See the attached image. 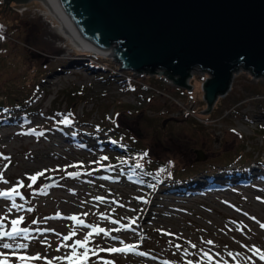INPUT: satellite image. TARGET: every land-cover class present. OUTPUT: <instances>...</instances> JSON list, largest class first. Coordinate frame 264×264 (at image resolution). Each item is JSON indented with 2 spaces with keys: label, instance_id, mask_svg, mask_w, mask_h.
Here are the masks:
<instances>
[{
  "label": "rangeland",
  "instance_id": "374dc122",
  "mask_svg": "<svg viewBox=\"0 0 264 264\" xmlns=\"http://www.w3.org/2000/svg\"><path fill=\"white\" fill-rule=\"evenodd\" d=\"M0 26V93L33 97L26 116L0 107V190L24 185L13 197L23 207L9 211L13 200L0 197V217L5 230L23 217L19 227L31 237L15 241L27 249L0 248L9 264H19L13 251L42 257L27 264H68L54 257L68 256L72 248L61 245L83 240L87 225L109 231L93 233L89 249L137 246L102 251L101 259L90 251L87 264H264L252 250L264 252V75L240 66L209 111L198 112L207 107L206 69L189 70L187 89L158 68L120 67L115 56L73 43L40 0H0ZM65 117L70 123L60 122ZM136 154L138 171L127 161ZM161 166L168 177H160ZM50 175L58 179L43 185ZM121 225L129 227L114 231Z\"/></svg>",
  "mask_w": 264,
  "mask_h": 264
},
{
  "label": "water",
  "instance_id": "95a60500",
  "mask_svg": "<svg viewBox=\"0 0 264 264\" xmlns=\"http://www.w3.org/2000/svg\"><path fill=\"white\" fill-rule=\"evenodd\" d=\"M56 2L72 28L95 48L113 54L120 67L145 72L158 68L157 74L165 73L187 89L192 86L186 81L191 68L208 70L202 81L207 107L198 112L209 111L240 66L254 76L264 75V0ZM204 157L196 149V158ZM56 179L50 175L43 185Z\"/></svg>",
  "mask_w": 264,
  "mask_h": 264
},
{
  "label": "snow or ice",
  "instance_id": "6c2138e0",
  "mask_svg": "<svg viewBox=\"0 0 264 264\" xmlns=\"http://www.w3.org/2000/svg\"><path fill=\"white\" fill-rule=\"evenodd\" d=\"M0 28H2V26H0ZM0 39H3V36H0ZM60 122L61 123H70V120L67 117H65L64 120H62ZM145 155H146V153H145ZM4 167H7V165H5ZM67 174L70 176L71 175H77V173H67ZM42 175H43V172H38V173L32 175L31 177H29V179L33 183H35L37 177L42 176ZM0 180H3V174L2 173H0ZM4 183H7V181H4ZM23 186H24L23 182H18L16 185H14V186L6 189V190H0V197H5L8 200H13L14 196H20L21 195V193L19 192V188L23 187ZM28 187H31V185H28ZM95 199L96 200H102L103 197H95ZM22 207H23L22 205H16L14 200H13V203L11 204L9 211H11V209H13V208H22ZM29 211H31V209H29ZM59 215L60 214L57 213V216H59ZM84 215H87V213H84ZM101 216L103 217V214H101ZM5 219H7V217H0V248H2V249H13V248H15V249H27L29 246L27 243H16L15 242L16 239L21 237V236H23L24 239H31V237L28 236L29 229L19 227V224L23 221L24 218L18 217L16 219H12L11 220V227L9 230H5L3 227L2 221ZM68 219L74 221L76 225H84V221L82 219H79L75 215L69 216ZM32 223L36 224L37 221L33 220ZM114 223H119V221H114ZM133 223H134V221H133ZM86 227L90 228L91 231L87 235L84 236L83 240L77 239L71 245H63V244L61 245L64 247L72 248V252L68 256L54 257L55 260H67L68 264H87L90 251H91L92 255H96L97 251L126 253V252H134L136 250V247H137L136 245L125 244L123 241H121V244L123 245L122 247H111L108 249H101L97 246L96 249H89L88 243H89V240H90L93 233H96V234L103 233L105 236H108L109 231L105 230L104 228H100L98 226H95V225H87ZM128 227H129V225H121L120 228L114 229V231H120L121 228H128ZM261 227H264V224H262ZM36 231H51V229H44V230L36 229ZM57 235H59V234H57ZM75 235H76L75 230H72L69 232L68 235L63 236L62 240L68 241ZM113 239H116V237H113ZM7 240H11L12 242H7ZM41 242L46 243V241H41ZM206 243L212 244L213 242L207 241ZM77 247L82 248L83 252L77 253L76 252ZM176 247L178 249L180 248L179 245H177ZM192 247L195 248L196 245H192ZM57 250H59V248ZM252 250H254V252L259 255V259L261 261H264V252H261L260 249H258V248H254ZM138 254L139 255H146V253H138ZM10 255L16 256L19 264H27V262L32 261V260L42 259L40 254H36L34 256H29V255L20 254V253L13 251L10 253ZM228 255L233 256V253L229 252ZM8 256H9V253L0 251V264H9ZM203 256L205 258H207V260L209 262L212 261V257L209 256V254L207 252L203 253ZM44 259H46V258H44ZM47 264H52V260H47ZM104 264H111V262L110 261H104ZM164 264H169V262L165 261ZM186 264H194V262H193V260H188L186 262ZM196 264H200V262L196 261ZM217 264H219V262H217Z\"/></svg>",
  "mask_w": 264,
  "mask_h": 264
},
{
  "label": "trees",
  "instance_id": "16d2710c",
  "mask_svg": "<svg viewBox=\"0 0 264 264\" xmlns=\"http://www.w3.org/2000/svg\"><path fill=\"white\" fill-rule=\"evenodd\" d=\"M0 36H3V34L0 33ZM3 43H4V41H3ZM92 67L96 68L95 66H92ZM237 68H235L234 70H236ZM33 87H34V85L32 86V89H31L32 92L34 91ZM0 95H1V98H2V100L0 101V107L1 108L2 107L5 108V107H8V106L9 107L10 106H14L13 108L10 107V115H12V116H26L28 113H31L32 110H33L32 108H28L27 109V106L29 107V104L33 100V97H31V96H23L22 94L21 95L20 94H15V96L13 95V97H11L9 95V93H7V92L0 93ZM73 95L78 97L79 93L78 92H73ZM71 98H74V97H71ZM47 119H48V121H51L53 123H56L58 121L57 117L54 116V115L48 116ZM138 159L140 160L138 154L134 155V157L131 156V157H129L127 159L128 162L132 163V165L134 166L135 170H137L136 167L138 166ZM159 170L160 171H158V172H159L160 177H168L171 174L170 172L165 171V168L163 166L159 167ZM95 256L97 257V259H101L102 257L105 256V254L102 251H100V252H97L96 255H94V257ZM98 256H100V257L98 258Z\"/></svg>",
  "mask_w": 264,
  "mask_h": 264
},
{
  "label": "bare ground",
  "instance_id": "6f19581e",
  "mask_svg": "<svg viewBox=\"0 0 264 264\" xmlns=\"http://www.w3.org/2000/svg\"><path fill=\"white\" fill-rule=\"evenodd\" d=\"M47 6H48V10L50 11V13L57 19V21L60 24L61 29L68 34V36L71 38L72 42L75 43L76 45H78L83 51H88L93 55H104V56H113V54H110V52L108 51H102L99 50L97 48H95L94 46H92L90 43H88L85 39H83L73 28L72 26L69 24V22L67 21L66 17L64 16V14L61 12L56 0H45ZM113 45V44H112ZM197 65H195L196 67ZM244 172H240L238 171V176L240 174H243ZM250 172H247V175ZM242 176V175H240ZM245 178V177H243ZM240 179L241 182L244 181V179ZM181 186V185H179ZM175 188H179V187H175ZM181 189V188H179ZM158 199H160V195H158L157 197ZM148 218V217H147Z\"/></svg>",
  "mask_w": 264,
  "mask_h": 264
},
{
  "label": "built area",
  "instance_id": "2783aa9c",
  "mask_svg": "<svg viewBox=\"0 0 264 264\" xmlns=\"http://www.w3.org/2000/svg\"><path fill=\"white\" fill-rule=\"evenodd\" d=\"M187 81V80H186ZM188 83V82H187Z\"/></svg>",
  "mask_w": 264,
  "mask_h": 264
}]
</instances>
